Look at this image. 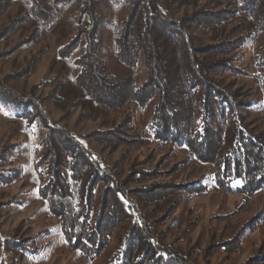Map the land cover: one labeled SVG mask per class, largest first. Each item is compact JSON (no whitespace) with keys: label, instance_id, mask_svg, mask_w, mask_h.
Listing matches in <instances>:
<instances>
[{"label":"trees","instance_id":"1","mask_svg":"<svg viewBox=\"0 0 264 264\" xmlns=\"http://www.w3.org/2000/svg\"><path fill=\"white\" fill-rule=\"evenodd\" d=\"M77 1L31 0L29 11L7 26L33 23L31 36L16 47L37 41V35L58 25ZM110 1L129 8L115 40L116 56L126 71L117 74L101 56L102 27L108 22L100 11V0H79L75 34L59 51V57L73 59L78 68L75 84L82 96L72 107L81 99L107 111L152 103L149 131L153 140L158 146L188 150L170 172H179L194 160L214 167L217 186L243 193L246 201L264 191V129L247 120L251 101L244 92L230 89L218 78L251 75L264 94V0ZM184 5H191L192 11L177 17ZM203 34L209 42L196 45ZM249 40L256 45L254 73L236 64L239 50ZM140 57L147 71L141 83ZM0 103L14 108L23 120L38 121L46 130L45 151L34 164L35 178L71 249L97 258L122 228L105 264H192L186 251L168 242L170 226L161 225L184 195L208 189L202 178L156 181L169 153L153 168L137 159L125 168L124 154L104 167L71 130L51 120L43 102L26 98L0 81ZM126 126L124 120L85 138L110 146L112 151L150 141L149 137L134 138ZM6 152L0 151V183L19 176L7 164ZM1 225L0 256L7 250L20 252L22 258L30 247L27 240L15 233L7 236ZM258 257L264 261V255ZM0 264L5 262L0 259Z\"/></svg>","mask_w":264,"mask_h":264},{"label":"rangeland","instance_id":"2","mask_svg":"<svg viewBox=\"0 0 264 264\" xmlns=\"http://www.w3.org/2000/svg\"><path fill=\"white\" fill-rule=\"evenodd\" d=\"M31 0H0V81L18 94L41 101L53 122L71 130L99 158L105 167L124 154L122 165L144 160L153 168L167 153V164L156 181L181 182L203 179L208 189L197 195H184L173 214L161 225L169 227L168 242H174L189 256L193 264H264L258 256L264 255V191L255 193L249 200L240 192L220 189L213 180L214 167L197 161L179 172L170 167L188 155L184 147L158 146L149 131L153 104H131L120 110H105L102 105L88 99L72 105L82 96L75 84L78 68L71 58L59 57L60 48L75 34L79 0L71 6L62 21L37 35L31 45L17 44L31 36L33 23L12 25L13 19L22 18L29 11ZM191 5L181 6L177 17L190 13ZM129 8L115 5L110 0H100V11L108 24L102 27L103 48L101 56L108 67L117 74L126 71L116 56L115 40ZM6 28H10L5 31ZM209 42L206 34L196 45ZM256 45L247 41L236 61L237 66L249 73L256 72ZM139 83L147 74L143 57L139 58ZM230 89H240L251 101L247 120L257 129H264V94L255 77L236 74L218 77ZM126 120V127L134 138L149 137L150 141L129 147L110 146L85 135L105 130ZM46 130L38 121L30 123L16 115V110L0 103V151L7 150L10 167L19 176L0 183V222L2 231L27 240L29 249L22 258L20 252L3 250L5 264H105L114 251L122 228L114 233L108 248L97 258H91L71 249L64 239L61 226L39 193L34 164L43 155ZM238 185V183H236ZM236 243L233 246L232 243ZM233 246V247H232ZM232 247V248H230ZM209 250V252H207Z\"/></svg>","mask_w":264,"mask_h":264}]
</instances>
